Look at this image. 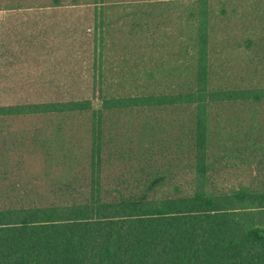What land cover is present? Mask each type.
<instances>
[{
	"label": "trees",
	"instance_id": "16d2710c",
	"mask_svg": "<svg viewBox=\"0 0 264 264\" xmlns=\"http://www.w3.org/2000/svg\"><path fill=\"white\" fill-rule=\"evenodd\" d=\"M71 4L85 16L81 92L0 102V133L8 118L37 115L77 127L78 145L59 143L54 162L66 171L47 199L3 206L0 196V264H264V178H215L226 152L235 147L243 163L238 154L261 139L252 127L226 133L222 116L211 121L220 105L264 104V0ZM1 50L0 21V68ZM166 110L189 122L165 141L157 125ZM120 114L143 115V131L115 134ZM4 155L0 145V195ZM45 158L53 163L52 152ZM259 170L264 177L262 161Z\"/></svg>",
	"mask_w": 264,
	"mask_h": 264
},
{
	"label": "rangeland",
	"instance_id": "374dc122",
	"mask_svg": "<svg viewBox=\"0 0 264 264\" xmlns=\"http://www.w3.org/2000/svg\"><path fill=\"white\" fill-rule=\"evenodd\" d=\"M17 3L19 2H27V4H43L46 6H49L51 4H57L56 0H16ZM72 0H63L59 4H71ZM7 3V0H3L0 6V13L2 12V6ZM72 9H63L60 8L59 11L54 12L53 9L48 10V15L44 18V23H46V26H49L51 30L48 29L49 33L51 35H48L51 39V47L64 51L66 49H69V52L72 56H77V65H75V59L73 60L74 65L73 69L78 71L79 73L81 69V62H80V48H81V23L85 21L83 18V10L81 7L74 8L72 11V14L70 15V11ZM242 10V9H241ZM69 12V13H68ZM24 22V21H23ZM38 23V21H37ZM24 24V23H22ZM31 25V24H30ZM26 27V26H25ZM24 27V28H25ZM47 31V30H46ZM87 43V39H85V44ZM61 53L58 55V59H60V63L56 64L53 63V71L60 72L59 80L60 81H54L52 83H48V81H45V91L49 93L51 91L52 98H56L57 96H64V97H70V96H78L79 92H81V84H79V79L77 81V88H66L67 86L64 85L63 78L65 77L64 71L71 67V63H68V60H71V57L69 59H66V53ZM73 51V53L71 52ZM253 55V51H248L246 53H241V58L250 57ZM247 59V58H246ZM54 61V60H53ZM241 61V59H240ZM72 62V60H71ZM87 67V60L84 61V70ZM72 68V67H71ZM70 68V69H71ZM22 69V68H21ZM86 71V70H85ZM23 74V71H20ZM19 72V73H20ZM30 81V86H31ZM37 83V82H36ZM22 84V83H20ZM18 85V89L15 90L16 92L20 91L19 93L20 98L12 99L13 101L17 103H31V102H37L38 98L36 96H29L28 94H22L23 93V87ZM61 84L64 86L59 87ZM51 85V87H48ZM58 85V86H56ZM70 85V84H69ZM56 86V87H55ZM88 85L85 84V90ZM14 88V87H13ZM26 90V89H24ZM12 89H8L7 92H14ZM3 93V91H2ZM47 96V95H46ZM26 97V98H25ZM1 101V100H0ZM2 102V101H1ZM6 103V102H4ZM3 104V103H2ZM96 106H98L99 102H95ZM186 111H163L158 112L159 117V126L158 127V133L161 136L163 140H169V138H172L173 136H176L177 132L180 131L179 129H182L181 126H184V124H187L189 122V116L186 114ZM125 114H120L119 116H114V119H112L113 123H116V127H113V132L115 134H124L126 136H129L130 134H136V132L143 131V121L141 118L142 116H137L132 114V118H128ZM222 116V127L225 128L226 133L227 132H238L239 130L248 131V130H254L256 138L259 137L261 139V144L259 145L258 149H252L253 147H247V149H244L243 151L238 154V156H242L245 160V162H240L238 159H235L233 155L230 153H238V151L231 149L230 152H226L227 154L225 157L221 160L222 166L220 165V173L215 176V178L219 182H223L224 184H229L231 182H237V183H247L251 181V179H257L261 180L264 177L261 176V170H259V161H262L264 163V104L261 106L256 107H249V105H226L220 107H215L214 111L212 113L211 121L213 124L216 120H218ZM70 121L71 120H67ZM33 122H24V121H17L15 124L12 125V129L20 130L19 127H23L27 130L29 129L28 124H32ZM37 122V120L35 121ZM79 124L78 122L74 125ZM46 125V124H45ZM46 137L48 135L47 129L49 131L52 130V145L51 147H46V150L44 152L41 151V148L38 146H34L32 144H28V146H25V143H23L24 146H16L13 148L11 152H5L4 156H9L11 159L8 164L5 162V165H8L6 169L8 171L4 175V177L1 180V186L3 187L4 191L0 195L1 196V204L3 206L11 204V200L15 199H40L45 198L47 199L48 196L52 195V192L60 187L61 185L57 184L56 180H58V177L61 176L66 169H64L61 165H55L54 157L57 156L55 151L57 150V147L60 145L55 144V141L58 139L57 135L60 138V142L66 141L69 148H76V145H78V137L79 132L77 130V127H64V129L61 128H55L52 127L48 128L49 126L46 125ZM110 127V124H109ZM250 127H252L250 129ZM183 130V129H182ZM58 131V132H57ZM186 131V130H184ZM21 133L18 134L17 139L20 141V139H27L28 142H31L32 138L30 136H26V134H22L24 131H20ZM16 140L15 138H11ZM39 140H43L44 137L40 136L38 138ZM173 141V140H172ZM260 142V141H259ZM165 145V147H164ZM171 144L163 143L162 148L163 151H169V147ZM245 146V143H243ZM249 146L252 145V141L248 143ZM65 146V147H66ZM131 146H136L135 144ZM27 148L28 152H25L24 148ZM74 148V149H75ZM249 148V149H248ZM51 149V150H50ZM60 149V148H59ZM237 149V148H236ZM50 150V151H48ZM224 150V149H223ZM253 150V151H252ZM172 151V150H171ZM53 153V163L51 165L47 164L48 162L44 161L46 160L45 156L49 153ZM252 152V154L250 153ZM64 154L63 152H61ZM7 155V156H6ZM170 157V156H169ZM160 163L163 162V159H159ZM227 164V167H226ZM260 173V174H259ZM181 179H186L185 176H180ZM16 202V201H13ZM29 203L30 201H25ZM37 203L40 201H36Z\"/></svg>",
	"mask_w": 264,
	"mask_h": 264
},
{
	"label": "crops",
	"instance_id": "0c3cea01",
	"mask_svg": "<svg viewBox=\"0 0 264 264\" xmlns=\"http://www.w3.org/2000/svg\"><path fill=\"white\" fill-rule=\"evenodd\" d=\"M2 1L3 0L0 1V4ZM60 8L72 9L70 13L68 12L71 15L73 9L77 8V5L66 4L65 6V4H51L46 6L43 4H27V2H25V4H18L16 0H7V3L2 6V12L0 13L2 44L0 68L1 103L22 104L12 100L15 98H20L19 93L21 92L15 91L17 90L20 83H22L20 86L26 89H23L22 94L36 96L38 98L37 102L40 103L46 99L48 101L52 99L51 91L49 93L45 91V81L47 80L48 83L60 81L59 76L62 74H60V72L53 71L52 65L53 63L56 64V62L57 64L60 63L58 55L62 50L58 49L57 47H51V39L48 36L51 35V33L48 34V29H51L49 26H46V23H44V18L48 15L49 9H53V11L56 12L59 11ZM71 52L73 53V51ZM62 53H66V59L71 57L72 60V62L71 60H68V63H71L72 68L69 67L64 71L65 77L62 81H64V85L67 86L66 88H77L78 79L80 82L79 84L82 83V67L79 73H77L78 71L73 69L72 66L74 65V59L76 62L75 65H77V56H72L69 52V49L62 51ZM80 65L82 66V64ZM20 71H23V74ZM30 81L32 82L31 86ZM15 84L18 85L15 86ZM64 85L61 84L59 87ZM48 87H51V85ZM8 89L14 90L15 93L7 92ZM37 102L35 101L31 103ZM36 120L39 122L38 124L35 123ZM17 121H28L33 123L28 124L30 130H27L23 127H19L20 130L12 129V125ZM46 125L49 126L48 128L52 129V124ZM46 125L42 117L37 115H21L6 119V123L4 124L0 133V145L3 153L16 151L13 150V148L16 146L22 147L24 146L23 143H25V146H28V144L38 146L41 148V151L44 152L47 146L51 147L52 145V130L49 131V129H47L48 135L46 137ZM20 131H24L22 134H26V136L34 138H32L31 142L27 141L28 138L23 140L20 139L19 141L17 139V133L20 134ZM40 136H43L44 139L39 140L38 138ZM11 138H15L16 140ZM57 138L58 139L55 141V144L59 145L61 142L58 135ZM24 150L25 152H28L26 147Z\"/></svg>",
	"mask_w": 264,
	"mask_h": 264
}]
</instances>
